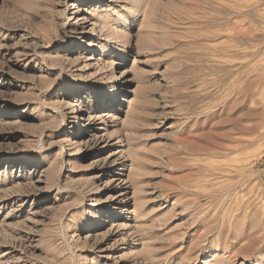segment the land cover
Masks as SVG:
<instances>
[{"label": "rangeland", "instance_id": "rangeland-1", "mask_svg": "<svg viewBox=\"0 0 264 264\" xmlns=\"http://www.w3.org/2000/svg\"><path fill=\"white\" fill-rule=\"evenodd\" d=\"M0 264H264V0H0Z\"/></svg>", "mask_w": 264, "mask_h": 264}, {"label": "bare ground", "instance_id": "bare-ground-1", "mask_svg": "<svg viewBox=\"0 0 264 264\" xmlns=\"http://www.w3.org/2000/svg\"><path fill=\"white\" fill-rule=\"evenodd\" d=\"M221 127V126H220ZM221 129V128H220ZM232 140V139H231ZM203 144V143H202ZM28 160H32L33 162L32 163H34V164H39V162H38V160H36V159H28Z\"/></svg>", "mask_w": 264, "mask_h": 264}]
</instances>
